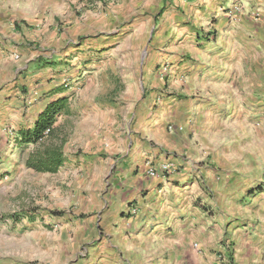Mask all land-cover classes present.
Segmentation results:
<instances>
[{
  "label": "crops",
  "instance_id": "obj_1",
  "mask_svg": "<svg viewBox=\"0 0 264 264\" xmlns=\"http://www.w3.org/2000/svg\"><path fill=\"white\" fill-rule=\"evenodd\" d=\"M170 16V26L179 25L171 31L174 63L169 74L157 69L145 78L146 112L132 126L134 140L109 164V181L68 234L70 244L89 245L88 258L76 264H263L264 0H180ZM44 43L22 53L14 68L20 80L0 87L7 116L0 143L24 168L17 132L32 128L49 102L72 96L56 80L57 50ZM146 161L173 170L149 176ZM204 202L212 209L205 219ZM224 239L230 245L219 257ZM29 242L20 233L9 243ZM0 261L12 264L11 252H0Z\"/></svg>",
  "mask_w": 264,
  "mask_h": 264
},
{
  "label": "rangeland",
  "instance_id": "obj_2",
  "mask_svg": "<svg viewBox=\"0 0 264 264\" xmlns=\"http://www.w3.org/2000/svg\"><path fill=\"white\" fill-rule=\"evenodd\" d=\"M179 1L0 0V87L21 79L14 68L22 65V53L46 41L58 53L56 80L73 88L68 112L55 121L64 143V164L57 172L12 164L10 157L17 155L0 143V252L10 251L12 264H76L88 258L89 245L70 244L68 234L90 213L91 195L101 181L103 187L109 181V164L134 140L132 126L146 112L145 78L157 69L161 76L170 72L161 68L174 63L171 31L179 25L170 26V9ZM48 35L52 42L45 40ZM7 63L13 68L4 74ZM2 110L0 121L7 117ZM211 213L208 204L204 219ZM259 214L264 222V205ZM20 233H27L32 245L9 243ZM38 239L43 245L34 244ZM219 244L217 256L230 245L226 239Z\"/></svg>",
  "mask_w": 264,
  "mask_h": 264
},
{
  "label": "trees",
  "instance_id": "obj_3",
  "mask_svg": "<svg viewBox=\"0 0 264 264\" xmlns=\"http://www.w3.org/2000/svg\"><path fill=\"white\" fill-rule=\"evenodd\" d=\"M68 103V96L49 102L32 128H23L17 132L15 142L19 159L23 160L27 168L35 172L55 173L64 164V143L57 134L55 121L61 113L68 112Z\"/></svg>",
  "mask_w": 264,
  "mask_h": 264
},
{
  "label": "built area",
  "instance_id": "obj_4",
  "mask_svg": "<svg viewBox=\"0 0 264 264\" xmlns=\"http://www.w3.org/2000/svg\"><path fill=\"white\" fill-rule=\"evenodd\" d=\"M162 72L165 74L170 71V66H164L161 68ZM168 128L172 129L174 128V125L168 124ZM178 129H181V127H178ZM145 169L146 173L149 176H158V175H165L169 171L173 170V166L169 162H163L159 164L152 163L150 161L145 162ZM134 211V210H133ZM226 246H223V248H226ZM222 254V253H221ZM219 255L221 257L222 255Z\"/></svg>",
  "mask_w": 264,
  "mask_h": 264
}]
</instances>
